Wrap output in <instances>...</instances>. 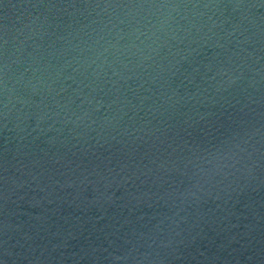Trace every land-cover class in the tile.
I'll return each mask as SVG.
<instances>
[{
    "label": "water",
    "instance_id": "obj_1",
    "mask_svg": "<svg viewBox=\"0 0 264 264\" xmlns=\"http://www.w3.org/2000/svg\"><path fill=\"white\" fill-rule=\"evenodd\" d=\"M0 264H264V0H0Z\"/></svg>",
    "mask_w": 264,
    "mask_h": 264
}]
</instances>
